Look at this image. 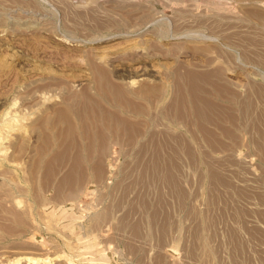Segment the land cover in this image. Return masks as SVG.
Instances as JSON below:
<instances>
[{
	"label": "rangeland",
	"instance_id": "obj_1",
	"mask_svg": "<svg viewBox=\"0 0 264 264\" xmlns=\"http://www.w3.org/2000/svg\"><path fill=\"white\" fill-rule=\"evenodd\" d=\"M0 137V264H264V0H0Z\"/></svg>",
	"mask_w": 264,
	"mask_h": 264
},
{
	"label": "bare ground",
	"instance_id": "obj_2",
	"mask_svg": "<svg viewBox=\"0 0 264 264\" xmlns=\"http://www.w3.org/2000/svg\"><path fill=\"white\" fill-rule=\"evenodd\" d=\"M105 98L107 99V96H105ZM84 112H86V111L82 110L81 112H75L74 114H72L71 118H69L68 116H65L64 118L67 119V124H68V128L66 129V131L67 130H69V131L74 130L75 128H78V129L82 128V131L80 132L81 138H78L79 140L75 139L72 143L68 144L69 147H74V148L76 147L77 149L81 147L80 150H85V151L90 153L91 149L98 146L99 142H100L95 137H91V135H93L94 133H97V132L100 134L107 133V131H108V133L111 132L114 135H116V133L113 131L116 129L111 127L109 125V123H107L108 121H107L106 117H103L102 114H97L96 116H93L89 112H87L85 114H84ZM82 121L84 124L80 127L79 122H82ZM13 125H14V123H13ZM6 126H8V125H6ZM66 136H67V134H66ZM86 136H90V138H88L89 140L84 138ZM0 139L2 140L1 137H0ZM100 144L102 147H105L106 146L105 140H102V142H100ZM3 151H5V150H3ZM17 260L15 263L19 264L20 262L18 263ZM30 261H31V263L34 264V262L36 260L34 262H32L33 259H30ZM30 261L28 264H30ZM36 262H35V264H36Z\"/></svg>",
	"mask_w": 264,
	"mask_h": 264
}]
</instances>
